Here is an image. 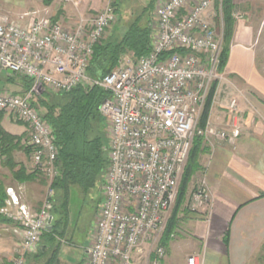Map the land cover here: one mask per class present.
I'll return each instance as SVG.
<instances>
[{
  "label": "built area",
  "instance_id": "obj_1",
  "mask_svg": "<svg viewBox=\"0 0 264 264\" xmlns=\"http://www.w3.org/2000/svg\"><path fill=\"white\" fill-rule=\"evenodd\" d=\"M156 4L151 51L136 60H121L101 78L91 77L88 66L95 45L119 19L112 0L95 14L81 15L74 25L52 16L28 23L0 17V69L33 81L24 93L0 91V111L29 125L32 168L48 181L39 209L23 203L13 187L6 188L1 212L18 224L21 235L20 251L10 264H28V255L39 251L42 235L54 221L52 183L58 175L59 149L52 126L32 104L40 87L68 93L81 85L100 86L110 94L100 105L112 124L109 162L86 264H135V251L165 230L194 138L215 136L234 143L233 132L214 128L208 120L199 125L213 82L223 79V35L208 17L212 0ZM229 108L237 111L236 98ZM191 199L193 211H209L212 196L205 179ZM154 253L151 264H162L165 247ZM186 264H204V259L190 255Z\"/></svg>",
  "mask_w": 264,
  "mask_h": 264
},
{
  "label": "crops",
  "instance_id": "obj_2",
  "mask_svg": "<svg viewBox=\"0 0 264 264\" xmlns=\"http://www.w3.org/2000/svg\"><path fill=\"white\" fill-rule=\"evenodd\" d=\"M213 1L208 17L213 24L219 18L222 33V11L214 15ZM232 2L234 27L229 56L223 79L217 84L208 122L214 128L233 132L235 141L231 143L215 136L203 138L201 168L194 178L206 180L212 196L210 209L189 213L186 232L178 233L169 243L162 264H186L190 255H198L204 264H261L264 259V65L258 49L264 19L259 25L252 21L258 15L256 8L264 5V0ZM106 3L107 0H0V17L28 23L38 16L55 18L61 10L63 23L74 25L81 15L95 14ZM233 98L238 102L236 112L229 108ZM0 182L5 189L13 187L23 203L33 209L40 208L36 203L44 197L43 190L36 188L37 180L20 183L0 179ZM36 189L41 194L34 198L31 192ZM5 219L0 218V264L4 261L10 264L21 244L18 224ZM66 242L62 238L53 245L44 240L39 254L29 256L30 264H86L90 239L80 249L77 260L72 258L70 262L59 260L58 252L55 253ZM143 251L144 247L135 251V264H141ZM153 255L147 257V263H151Z\"/></svg>",
  "mask_w": 264,
  "mask_h": 264
},
{
  "label": "trees",
  "instance_id": "obj_3",
  "mask_svg": "<svg viewBox=\"0 0 264 264\" xmlns=\"http://www.w3.org/2000/svg\"><path fill=\"white\" fill-rule=\"evenodd\" d=\"M152 0L150 4H154ZM218 0V7H219ZM117 13H119L118 0H112ZM220 10V9H219ZM147 9H144L146 12ZM234 4L232 0H222L223 16V49L221 53L220 71H223L232 40L234 27L233 18ZM142 15L137 16L129 25L126 32L116 39H105L94 47L93 55L88 66V74L93 78H101L119 66L125 53H133L136 59L147 55L151 51L152 29L150 22L141 23ZM219 22V18H218ZM15 76L16 74H11ZM11 82L12 78L8 77ZM23 87L30 90L33 81L22 77ZM217 88V82H213L203 106L199 125L204 127L211 108L213 97ZM109 91L100 86L85 87L83 85L74 88L71 92L60 93L51 98L48 91L39 95V100H32V104L44 109L43 118L53 128L55 142L59 149L57 158L58 175L52 183L55 192L59 193L60 211L56 216L57 205L54 204V221L52 229L43 233V240L54 243L57 237H64L69 224V203L72 187H77L87 194L98 184H102L105 171L108 166L109 157L107 149V123L106 117L100 112L101 103L109 97ZM3 113L0 112V163L9 169L14 180L23 183L41 180L46 183V177L42 172L16 159L17 152H24L27 157L31 155L34 147L29 143L30 136L26 132L15 134L8 131L3 125ZM21 123V122H18ZM203 138L196 136L185 165L179 184L177 197L163 232L161 239L163 246L168 247L172 234L176 230L177 213L184 200L187 184L201 166L199 156L201 153ZM7 199L4 184L0 182V207L5 205ZM57 200V196L55 197ZM195 212L191 208L186 209ZM0 218L6 220L0 214ZM229 233L225 236L228 243ZM58 252L56 248L55 253ZM30 255H28L29 257ZM153 255L152 258H154Z\"/></svg>",
  "mask_w": 264,
  "mask_h": 264
},
{
  "label": "rangeland",
  "instance_id": "obj_4",
  "mask_svg": "<svg viewBox=\"0 0 264 264\" xmlns=\"http://www.w3.org/2000/svg\"><path fill=\"white\" fill-rule=\"evenodd\" d=\"M156 1L154 2L153 5H151V8H150V4L152 0H118L119 19L113 25V27L107 32L103 40L120 38L126 32L129 25L139 15H142L141 17L142 24H146L148 22L153 23L156 19L155 17V10L157 8ZM214 2H215L216 7L213 6V13L214 15L216 14L218 15L219 11H222V0L219 2V7L217 5L218 0H214L213 3ZM145 8L147 9L146 12H144ZM256 9H257L256 14L258 15H256L255 18L253 17L252 21L255 24L259 25L261 21L264 19V5H259ZM61 12L62 11L59 10V13L55 15L56 16L55 18L56 20H60L63 22V20L60 19L62 16ZM214 25L216 26L217 30L220 31V27H219L220 24L218 23V18H217V21L214 22ZM222 35H223V32H222ZM258 49L261 55L262 64L264 65V30H263L261 42L259 43ZM127 59L136 60L133 53L131 52L125 53L121 58V60L123 61ZM11 74L12 73L8 72L7 70L0 69V91H8L10 93L27 92V90H25V88L23 87L24 86L23 81H22L23 76H19V75L13 76ZM8 77L12 78L11 82L8 81L7 79ZM43 91H48L51 98L59 97L58 95L60 94L59 92H55L51 90L50 88L40 87L39 89H37V91H35L34 100L38 101L39 95ZM41 111L43 112L44 109L41 108ZM0 112H2L4 115L3 125L8 131H10L11 133L18 134V133H21L24 129H26L25 132L28 134V136L31 135V130L27 123H25L21 119L14 118L13 114L11 113H7L6 111H0ZM8 119H10V121ZM18 122H21V123H18ZM106 123H107V138H108L107 149H108L111 134H112V124L110 120H108L107 118H106ZM15 155L18 161H21L27 164L28 168L29 167L31 168L32 153L29 157H27V155H25L24 152H17ZM199 163H200V160H199ZM196 173L197 171L193 175V178L191 179V181L187 184L184 200L177 213L176 230L172 234L170 242L173 239L177 238L176 236L178 233L180 234V232H183V231L186 232L187 223H188L187 220H188V216L190 215L189 213L191 212L188 210L186 211L185 208L190 209L191 202H192V199H191L192 195L197 190L198 184L200 182L199 178H194ZM0 179L6 182H13L14 180L9 169L5 168L2 165L0 166ZM41 180H37L38 186H36V184L35 186L38 190L39 189L43 190L42 196L45 198L47 190H48V181L46 179V183L44 184ZM37 189L35 190V192H31V196L34 198L39 197L41 194L39 191H37ZM102 193L103 192H102L101 183L98 184L93 190H91L87 194L83 193L80 189H78L75 186L71 188L70 203H69V224L66 228L64 237H59V238L57 237V239L55 240L58 243L62 238H65L67 240L66 243H68V244L64 243L63 245L61 244L62 247L59 249L58 256H57L59 260H63L67 262L72 261V258L77 260L76 257L80 255V249H82V246H84V244L88 242V239H90L91 241L95 220L97 218L98 210H99L101 200H102ZM58 195L59 193L55 192V197L57 196V200L54 198V204L56 203L57 208H58L56 209L57 210L56 216L59 215V211H60L59 207H60L61 197ZM42 202L43 201L38 200V202L36 203L37 206L40 207ZM5 204H6V201H5ZM11 210L15 211L16 208H11ZM0 214L3 215L4 218H7L5 214L1 212V207H0ZM7 224L9 225L10 223H7ZM14 236L16 237V235ZM162 237H163V234L160 235V237L157 238L156 241H153L152 239H150L147 243H145L142 246L144 247V251L141 254V264H151V263H147L146 259H148L147 257L151 256L154 253L155 248L159 246H163L162 241H161ZM16 239L18 240V238ZM42 242H44V240H42L41 238V243ZM56 242L54 243L55 245H56ZM163 247H165L166 249V246H163ZM19 251H20V247H19ZM40 251L41 249H39L37 253L39 254ZM16 256H14L13 258H15ZM1 261L2 260H0V262ZM30 262H31L30 258L28 257V264H30ZM2 264H9V261H4V263ZM261 264H264V259L261 260Z\"/></svg>",
  "mask_w": 264,
  "mask_h": 264
},
{
  "label": "water",
  "instance_id": "obj_5",
  "mask_svg": "<svg viewBox=\"0 0 264 264\" xmlns=\"http://www.w3.org/2000/svg\"><path fill=\"white\" fill-rule=\"evenodd\" d=\"M52 227H50V229H51Z\"/></svg>",
  "mask_w": 264,
  "mask_h": 264
}]
</instances>
